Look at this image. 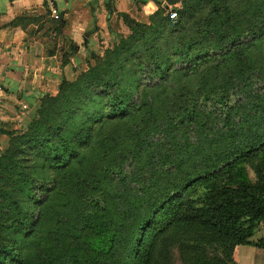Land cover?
Returning <instances> with one entry per match:
<instances>
[{"label": "rangeland", "instance_id": "obj_1", "mask_svg": "<svg viewBox=\"0 0 264 264\" xmlns=\"http://www.w3.org/2000/svg\"><path fill=\"white\" fill-rule=\"evenodd\" d=\"M148 4L137 14H119L126 29L114 40L106 36L100 53L87 47L83 70L75 65L68 76L64 67L79 52L65 38L59 19L54 52L62 78L56 93L0 119V241L8 238L22 260L13 262L7 254L8 264H191L180 251L188 243H202L208 252L220 244L190 226L166 227L173 206L182 196L201 195L211 181L224 186L259 181L264 33L254 42L241 38L255 29L251 23L264 20V0ZM176 21L196 51L202 50L194 69L177 63ZM226 33L222 48L232 46L235 56L216 69L224 80L204 100L201 67L209 61L202 60L209 48L220 50L217 36ZM139 56L152 69L159 64L153 83ZM194 96L200 98L195 105ZM114 99L120 101L118 110L109 107ZM130 119L126 138L121 133L116 142L109 141L116 149L98 145L108 134L113 137L108 122ZM91 149L99 164L90 168ZM121 151V161L111 169L101 161L107 152L118 159ZM82 155H90L85 166ZM261 237L264 220L255 240ZM239 252L238 264H264V248L242 245Z\"/></svg>", "mask_w": 264, "mask_h": 264}, {"label": "crops", "instance_id": "obj_2", "mask_svg": "<svg viewBox=\"0 0 264 264\" xmlns=\"http://www.w3.org/2000/svg\"><path fill=\"white\" fill-rule=\"evenodd\" d=\"M141 2L145 7L150 4L149 0H0V119L22 104L33 107L43 95L56 93L62 78L61 61L54 52L59 19L65 38L79 52L64 67L68 76L75 65L82 69L87 63V47L100 53L106 36L114 40L120 29H126L119 14L145 11ZM239 251L240 246L236 257Z\"/></svg>", "mask_w": 264, "mask_h": 264}, {"label": "trees", "instance_id": "obj_3", "mask_svg": "<svg viewBox=\"0 0 264 264\" xmlns=\"http://www.w3.org/2000/svg\"><path fill=\"white\" fill-rule=\"evenodd\" d=\"M218 8L219 6L217 5V9ZM228 17L230 19L229 15ZM251 26H255V29L248 33L247 36H242L241 40L249 38L251 42H254L257 37L264 33L263 19L258 24L251 23ZM172 31H177L179 39L177 48L174 52L179 57L177 63H183V66L189 70L194 69L201 61L199 57L202 50L200 52L196 51L195 43L187 40L189 33L183 27H180V22L176 21V23H174ZM228 37V33L223 37L217 36V41H221L219 46L221 47L220 50L211 52L212 49L209 48L207 51L208 53L204 56L205 60H202L206 62L209 61L204 67H201V76L205 82V87L201 93L204 100L214 95L213 92L220 84L218 82H223L224 80L223 77L217 78L216 69L227 59L231 62V59L235 56V50L232 46H228L225 50L222 48ZM229 55L231 57H229ZM138 61L141 63V66L145 67L143 73L147 74L148 79L153 83L152 81L155 80V75H157L154 73L160 72L159 64L156 65L155 69H152L151 64L141 56L138 57ZM98 85L99 84H97L96 87ZM185 87L189 89L190 86L186 85ZM223 89L224 86L221 87L220 91ZM219 95L220 94L217 96ZM213 98L216 99L217 103L221 100L220 98L219 100H217L216 97ZM199 100L200 98L195 99L194 96L192 100L193 105L197 104ZM119 103L120 101H118V99L111 100L109 107L118 110ZM117 113L118 112L115 110L112 116ZM103 121H105V119H103ZM132 121L133 119L118 120L116 123L114 122L115 125L108 122L113 126L111 130L113 137L110 138L111 135L108 134V136L100 140L98 145L100 144L111 150L116 149L117 145H110L109 141L112 140L116 142V139L121 133H123L124 138H126V128L132 127L130 124ZM115 129L116 135L114 134ZM156 130L158 131L157 128ZM134 134H137V136L141 135L138 130H135ZM257 140H259V138L253 142ZM261 142L258 141V143H254V149H257L261 145ZM121 149L123 150V148ZM90 153L94 159H91L92 162L86 167L91 168L99 164V157L96 155L98 158H95V151L93 149L90 150ZM121 153L122 151L119 153L118 159L116 156H108V152L106 156L100 158L101 161L103 159L108 161L109 168L111 169L116 161H121ZM89 158L90 155L89 157L82 155L81 163L85 166L84 162L88 161ZM86 180V183L91 184L90 180L87 178ZM220 183V181L219 183L216 181L209 182L201 195L195 196L193 193H190L189 195L182 196L171 211L172 219L166 227L173 224V226H190L195 228L198 233L209 234L211 236L210 239L214 238L220 244L219 249L214 250V252H208L202 243L199 244L200 246L188 243L189 246L183 247V250L180 251L181 253L186 251V255L192 261L191 264H238L235 259V250L237 247L249 245L264 248V237L255 240L256 230L259 224L264 220V169L259 173V181L255 184L241 183L235 186H224ZM34 223L36 224V222ZM7 240L8 238H6L4 243L0 241V264H8L7 254H11L13 262L16 260L22 261L20 253L16 251L15 246H12ZM9 264L13 263L11 262Z\"/></svg>", "mask_w": 264, "mask_h": 264}, {"label": "built area", "instance_id": "obj_4", "mask_svg": "<svg viewBox=\"0 0 264 264\" xmlns=\"http://www.w3.org/2000/svg\"><path fill=\"white\" fill-rule=\"evenodd\" d=\"M52 13H53V16H54L56 19H58V18L60 17V15H59V13H58V11H57L56 9H53V10H52ZM173 18H174V19L176 18V15H175V14H173Z\"/></svg>", "mask_w": 264, "mask_h": 264}]
</instances>
